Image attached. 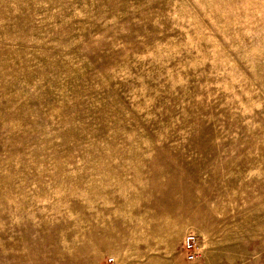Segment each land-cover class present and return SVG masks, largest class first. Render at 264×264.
Masks as SVG:
<instances>
[{
    "label": "rangeland",
    "instance_id": "rangeland-1",
    "mask_svg": "<svg viewBox=\"0 0 264 264\" xmlns=\"http://www.w3.org/2000/svg\"><path fill=\"white\" fill-rule=\"evenodd\" d=\"M0 264H264V0H0Z\"/></svg>",
    "mask_w": 264,
    "mask_h": 264
},
{
    "label": "built area",
    "instance_id": "built-area-1",
    "mask_svg": "<svg viewBox=\"0 0 264 264\" xmlns=\"http://www.w3.org/2000/svg\"><path fill=\"white\" fill-rule=\"evenodd\" d=\"M197 237L194 234H189L186 237V241L184 243L185 247V254H186V259L188 261H193L198 255V248H197Z\"/></svg>",
    "mask_w": 264,
    "mask_h": 264
}]
</instances>
